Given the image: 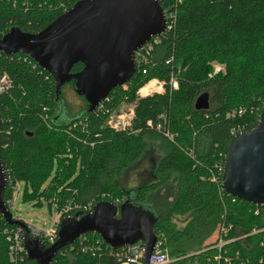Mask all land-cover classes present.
<instances>
[{
	"label": "trees",
	"instance_id": "trees-1",
	"mask_svg": "<svg viewBox=\"0 0 264 264\" xmlns=\"http://www.w3.org/2000/svg\"><path fill=\"white\" fill-rule=\"evenodd\" d=\"M75 1L0 0V36L12 26L37 32ZM179 1L158 0L165 11L176 3L174 21L152 50L147 72L136 70L125 88H113L101 102L105 114L85 110L71 121L57 120L64 84L56 93L52 76L29 56L0 52V74L10 82L0 95V158L8 179L23 183L24 202L40 207L44 201L51 208L50 200L95 205L128 196L153 214V232L169 256H187L191 264H264V205L236 199L211 181L231 132L255 127L264 104V0ZM213 64L221 66L215 74ZM81 68L76 63L71 73ZM171 73L176 89L167 82ZM152 78L164 81V91L138 97ZM68 83L73 86V79ZM203 92L209 107L196 110ZM121 103L134 104V115L129 128L116 131L105 121ZM238 108L245 111L238 115ZM155 146L160 155H152ZM147 154L148 179L127 191L122 176ZM162 188L170 198L167 208L154 200ZM12 227L0 215V264H35L26 257L9 261L4 230ZM214 232L231 241L219 251L202 250ZM85 235L105 249L97 233ZM79 249L75 259L59 264H97ZM107 259L117 262L114 254L100 261Z\"/></svg>",
	"mask_w": 264,
	"mask_h": 264
},
{
	"label": "water",
	"instance_id": "water-1",
	"mask_svg": "<svg viewBox=\"0 0 264 264\" xmlns=\"http://www.w3.org/2000/svg\"><path fill=\"white\" fill-rule=\"evenodd\" d=\"M165 29V13L158 0H77L37 32L16 26L0 36V52L29 56L54 80V89L73 79V87L92 112L109 92L135 73V52ZM82 68L71 73L74 64ZM209 107V95L199 94L194 109ZM1 147V117H0ZM221 185L228 195L264 205V104L255 127L229 140ZM6 174L0 158V215L22 230L26 256L36 264H49L54 254L78 237L97 233L111 248L141 242L143 264H148L157 242L152 226L155 217L127 196L119 204L102 201L89 213L61 219L57 240L45 247L31 237L27 226L12 218L4 202Z\"/></svg>",
	"mask_w": 264,
	"mask_h": 264
},
{
	"label": "built area",
	"instance_id": "built-area-1",
	"mask_svg": "<svg viewBox=\"0 0 264 264\" xmlns=\"http://www.w3.org/2000/svg\"><path fill=\"white\" fill-rule=\"evenodd\" d=\"M177 2H180L179 0H176ZM165 13V29L160 35L152 36L145 44H143L136 52H135V71L140 69L141 73H146L148 66L152 63L151 60V53L152 50L161 43V40L165 34V31L171 26L172 22L174 21V18L176 16V3L169 5L166 8ZM170 62V60H167L166 63ZM221 70V66L218 64H213V72L212 74H215ZM212 74L209 73V76ZM168 84L170 88L176 89L177 88V80L173 73L169 75L168 78ZM164 81H159L156 78L150 79L148 82H146L142 87H140L137 91L138 97H145L148 95H152L153 93H162L164 91ZM10 85L9 78L5 73L0 74V95L5 93ZM123 88L125 86L123 85ZM143 88L145 90H143ZM102 101L98 103V105L95 107V110L102 109V111L107 112L106 110H103ZM122 108L117 111L113 110L108 113V116L106 118V125L110 128L116 130V131H122L130 127L131 121L134 115V104L131 103H122ZM245 109L238 108L237 114L241 115ZM103 112V113H104ZM231 116V114H229ZM85 122V120H80L77 122H74L72 125H78ZM150 124V122H148ZM157 129L159 130V125L157 126ZM232 135L237 134L236 131L231 132ZM162 134L167 137L168 139L172 140L173 135L169 133L168 131H162ZM4 172L6 174V180H7V186L9 187V195L7 197V200H4L5 205L8 209V211L11 213V210L13 209V204L16 201L18 194H19V181H11L8 179V174L5 168L3 167ZM214 170L215 173L211 176V181L215 182L218 185V188H221L223 190L221 185V177L223 172V164L221 163H215L214 164ZM6 186V188H7ZM6 190V189H5ZM51 207L54 208L55 214L54 217L49 225V227H41V226H35L32 224H29L24 219H21L19 217H13L12 218L16 220L22 221L28 228L29 234L31 237H34L41 241L45 247H48L49 245L53 244L57 238H58V228L59 224L62 218L64 217H70L74 214L83 215L86 213H89L93 208V203L87 202L85 204H78V203H72L71 201H66L63 205L59 206L58 200L51 201ZM121 201L113 202L115 204H119ZM260 211L255 210V214H258ZM220 229V228H219ZM224 236L227 234V229L221 228L220 230ZM4 233L6 234V240L8 241V248H7V255L9 258V261L11 263H17L19 261H22L23 257H26V251L24 249L23 244V237H22V230L18 226H13L12 228H7L4 230ZM221 234V236L223 237ZM213 237V240H207L205 247L202 250H206L208 248H217L218 251L228 242L231 240H225L218 232H214V234L211 236ZM75 244V242H77ZM103 242V241H102ZM104 243V242H103ZM78 244V246H76ZM105 249H103V245L99 243L98 240H95L94 242H88L86 235H82L78 237L74 242L60 248L53 256L52 260L49 264H59L60 259L66 260V261H72L76 258L75 248H80L79 252L82 250L85 253L89 254V257L92 259H95V263L97 264H143V248L141 247V242H137L131 245H125L119 248H111L107 244H105ZM106 250V251H105ZM114 254V257L116 259L115 262H111L109 259L108 262H101L100 258L102 256H108ZM57 255V257H56ZM220 255H216L215 259H218ZM187 258V256L182 257H171L169 256L165 251L161 249V242L157 238V242L154 246V249L151 253V255L148 258V264H178L181 263ZM36 264V262H35ZM184 264H191L188 261H184Z\"/></svg>",
	"mask_w": 264,
	"mask_h": 264
},
{
	"label": "rangeland",
	"instance_id": "rangeland-1",
	"mask_svg": "<svg viewBox=\"0 0 264 264\" xmlns=\"http://www.w3.org/2000/svg\"><path fill=\"white\" fill-rule=\"evenodd\" d=\"M62 91H63V96L65 98L67 96L68 98V101H67L69 102L68 108H70L72 111L73 110L74 111L77 110L76 112L80 111L82 109L81 108L82 106L80 105L82 104V102L84 103V99L82 98L81 95H78L74 87L71 86L70 83L67 82L62 86ZM75 105H77V107H75ZM122 106L123 105L121 103L114 110L119 111L122 108ZM70 109L68 110L71 112ZM105 113L107 112H104V114ZM61 116L65 117L64 114H62ZM153 149H154L152 153L153 156L160 155L161 152L159 151L158 147L155 146ZM149 156L150 154H147L145 157H143L138 162V164H135L134 166L129 168L122 176L120 182L124 185V188L127 191L132 190L133 187H135L136 185H139L141 182H144V180L148 179L149 177L148 171L150 167L149 161H148ZM22 190H23V183L20 182L19 183V194H18L16 201L13 204L11 215L13 217H19L21 219H24L29 224H32L35 226H41V227H46V228L49 227L54 217V214H55L54 208L53 207L48 208L47 204H45L43 200H42L43 205L40 207L34 206V203H35L34 201H30V202L22 201V197H21ZM167 195H168V191L166 190V188H162L160 191H158L154 197L156 204L159 203L163 207L167 208L166 200L168 201L170 200V198L166 199ZM210 239L213 240V237H210L208 240Z\"/></svg>",
	"mask_w": 264,
	"mask_h": 264
},
{
	"label": "flooded vegetation",
	"instance_id": "flooded-vegetation-1",
	"mask_svg": "<svg viewBox=\"0 0 264 264\" xmlns=\"http://www.w3.org/2000/svg\"><path fill=\"white\" fill-rule=\"evenodd\" d=\"M72 93V91H71ZM68 98L66 96V98L63 96V99L61 100V102L59 103V108H60V111L57 115V120L59 121H71L72 119H75L77 116H79L80 114H82L85 110L88 111V106L86 107V104L82 102V104L80 106H82L81 110L76 112V111H72L70 108H68ZM88 105V104H87ZM75 107H77V105H75ZM70 109L71 112L68 110ZM62 114L65 115V117L61 116ZM83 120V119H82ZM131 199V198H130ZM134 204H137V203H134ZM138 205V204H137Z\"/></svg>",
	"mask_w": 264,
	"mask_h": 264
},
{
	"label": "bare ground",
	"instance_id": "bare-ground-1",
	"mask_svg": "<svg viewBox=\"0 0 264 264\" xmlns=\"http://www.w3.org/2000/svg\"><path fill=\"white\" fill-rule=\"evenodd\" d=\"M143 90H145V89L143 88Z\"/></svg>",
	"mask_w": 264,
	"mask_h": 264
}]
</instances>
